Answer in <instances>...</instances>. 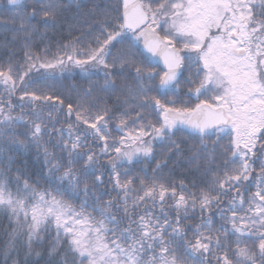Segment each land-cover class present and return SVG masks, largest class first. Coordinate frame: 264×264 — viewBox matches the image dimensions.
Segmentation results:
<instances>
[{"label":"snow or ice","instance_id":"obj_1","mask_svg":"<svg viewBox=\"0 0 264 264\" xmlns=\"http://www.w3.org/2000/svg\"><path fill=\"white\" fill-rule=\"evenodd\" d=\"M0 231V264H264V0H0Z\"/></svg>","mask_w":264,"mask_h":264},{"label":"trees","instance_id":"obj_2","mask_svg":"<svg viewBox=\"0 0 264 264\" xmlns=\"http://www.w3.org/2000/svg\"><path fill=\"white\" fill-rule=\"evenodd\" d=\"M63 84L65 85L66 88H69L72 85H76L78 87H87L88 82L86 79L82 78L79 75H69L67 79L63 80ZM3 224L6 225L7 221L6 220L3 221ZM0 235H2V231H0Z\"/></svg>","mask_w":264,"mask_h":264}]
</instances>
